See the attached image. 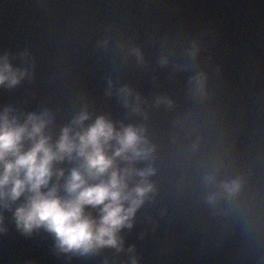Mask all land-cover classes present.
<instances>
[{
    "label": "water",
    "instance_id": "obj_1",
    "mask_svg": "<svg viewBox=\"0 0 264 264\" xmlns=\"http://www.w3.org/2000/svg\"><path fill=\"white\" fill-rule=\"evenodd\" d=\"M4 54L29 75L0 88V110L20 122L47 112L52 142L81 111L86 124L143 127L154 152L135 167L155 174L119 251L60 252L47 232L19 231L21 201L6 202L0 264H264V0H0ZM193 71L206 76L203 99L187 92ZM215 164L241 181L239 198L206 202L201 177Z\"/></svg>",
    "mask_w": 264,
    "mask_h": 264
},
{
    "label": "clouds",
    "instance_id": "obj_2",
    "mask_svg": "<svg viewBox=\"0 0 264 264\" xmlns=\"http://www.w3.org/2000/svg\"><path fill=\"white\" fill-rule=\"evenodd\" d=\"M197 51L193 44L185 55L194 61ZM133 52L139 58L138 50ZM28 75L27 69L14 67L6 54L0 55V88H13ZM187 92L193 99L205 97L204 73L193 71ZM121 93L124 106L129 107V89L125 87ZM163 102L172 106L171 101ZM134 104L133 111L138 112L139 97ZM89 119L81 111L52 142L46 134L51 123L47 112L29 113L20 122L10 109L0 110V207L21 201L13 211L19 231L27 235L43 230L54 238L60 252L81 256L104 247L120 250L118 233L132 227L135 213L153 191L149 178L155 174L151 166L135 167L149 161L154 152L143 127H117L104 116L86 124ZM65 161L76 166L67 175L62 168L54 171V165ZM221 169L222 165L215 164L201 177L202 185L209 189L208 204L242 195L241 181ZM54 175L63 183L51 184ZM134 177L136 182L130 187Z\"/></svg>",
    "mask_w": 264,
    "mask_h": 264
}]
</instances>
